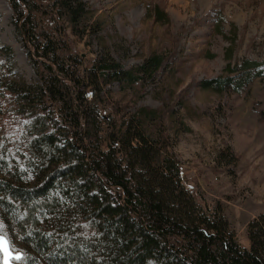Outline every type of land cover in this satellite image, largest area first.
I'll return each instance as SVG.
<instances>
[{
    "label": "trees",
    "instance_id": "trees-1",
    "mask_svg": "<svg viewBox=\"0 0 264 264\" xmlns=\"http://www.w3.org/2000/svg\"><path fill=\"white\" fill-rule=\"evenodd\" d=\"M5 1L36 74L0 76V220L21 264H264V213L241 246L223 204L200 202L186 184L166 113L109 97L112 82L149 81L160 57L134 69L116 61L83 0ZM71 38L101 50L88 67ZM0 55L9 61L13 50ZM239 69L241 83L203 86L238 92L264 76L257 60Z\"/></svg>",
    "mask_w": 264,
    "mask_h": 264
},
{
    "label": "rangeland",
    "instance_id": "rangeland-1",
    "mask_svg": "<svg viewBox=\"0 0 264 264\" xmlns=\"http://www.w3.org/2000/svg\"><path fill=\"white\" fill-rule=\"evenodd\" d=\"M83 1L101 28L102 47L116 61L134 69L149 56L160 57L154 76H144L149 81L112 82L107 93L132 110L166 113L186 184L200 202L223 204L237 242L248 247L247 224L264 213V76L238 92L204 87L203 81L232 75L241 83L239 66L247 59L257 60L264 70V0ZM71 40L84 67L101 52L96 45ZM0 46L13 50L9 61L0 55L5 82L35 78L28 47L5 0H0ZM0 237L1 264H21L12 258L20 252L2 220Z\"/></svg>",
    "mask_w": 264,
    "mask_h": 264
},
{
    "label": "snow or ice",
    "instance_id": "snow-or-ice-1",
    "mask_svg": "<svg viewBox=\"0 0 264 264\" xmlns=\"http://www.w3.org/2000/svg\"><path fill=\"white\" fill-rule=\"evenodd\" d=\"M3 244H4V238L0 237V246H3ZM12 258L14 260H17V261H23L24 260V254L23 253H19V254L14 253Z\"/></svg>",
    "mask_w": 264,
    "mask_h": 264
}]
</instances>
